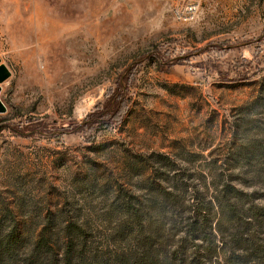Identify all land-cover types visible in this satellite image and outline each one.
Returning <instances> with one entry per match:
<instances>
[{"label": "rangeland", "instance_id": "1", "mask_svg": "<svg viewBox=\"0 0 264 264\" xmlns=\"http://www.w3.org/2000/svg\"><path fill=\"white\" fill-rule=\"evenodd\" d=\"M196 1L183 23L180 0H0L1 232L26 247L72 216L89 254L131 264L142 207L171 264L180 222L222 184L264 205V0ZM193 248L187 263L229 256Z\"/></svg>", "mask_w": 264, "mask_h": 264}, {"label": "trees", "instance_id": "2", "mask_svg": "<svg viewBox=\"0 0 264 264\" xmlns=\"http://www.w3.org/2000/svg\"><path fill=\"white\" fill-rule=\"evenodd\" d=\"M243 196L246 194L230 182L216 188L204 214L198 216L203 211L195 209L192 217L180 222L182 233L178 236V245L164 259L171 264H195L194 261L187 263L185 258L186 249L192 246L194 256L227 253L225 264H249L251 261L264 264V244L251 242L264 235V205H246ZM120 207L124 208L125 215L131 214L130 201L124 200ZM132 216L138 226L134 238H138L137 249L130 257L131 264H159L158 254L150 241L152 235L156 238L157 229L144 238L142 207H137L130 219ZM71 218L63 223L52 222L56 234L48 232L50 219H47L26 247L22 235L0 230V264H108L101 254L95 251L89 254L86 231ZM176 224L177 221H172L171 227ZM124 226L132 230L129 223ZM197 240L200 242L195 243Z\"/></svg>", "mask_w": 264, "mask_h": 264}, {"label": "built area", "instance_id": "3", "mask_svg": "<svg viewBox=\"0 0 264 264\" xmlns=\"http://www.w3.org/2000/svg\"><path fill=\"white\" fill-rule=\"evenodd\" d=\"M199 11V3L196 0H180L172 9L173 17L179 22H190L195 19Z\"/></svg>", "mask_w": 264, "mask_h": 264}, {"label": "water", "instance_id": "4", "mask_svg": "<svg viewBox=\"0 0 264 264\" xmlns=\"http://www.w3.org/2000/svg\"><path fill=\"white\" fill-rule=\"evenodd\" d=\"M8 76H9V71L5 68L4 65H0V83L6 80ZM0 91H1V86H0ZM5 110H6L5 105L3 104L0 98V113L4 112Z\"/></svg>", "mask_w": 264, "mask_h": 264}]
</instances>
